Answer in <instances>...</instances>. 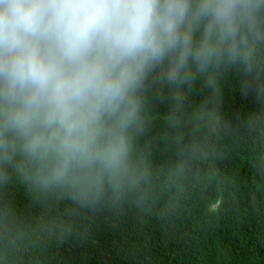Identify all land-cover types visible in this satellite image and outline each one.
Returning a JSON list of instances; mask_svg holds the SVG:
<instances>
[{"label":"clouds","instance_id":"obj_1","mask_svg":"<svg viewBox=\"0 0 264 264\" xmlns=\"http://www.w3.org/2000/svg\"><path fill=\"white\" fill-rule=\"evenodd\" d=\"M229 77L253 109L222 114ZM241 148L264 197V0H0V264H70L211 187L221 217Z\"/></svg>","mask_w":264,"mask_h":264},{"label":"trees","instance_id":"obj_2","mask_svg":"<svg viewBox=\"0 0 264 264\" xmlns=\"http://www.w3.org/2000/svg\"><path fill=\"white\" fill-rule=\"evenodd\" d=\"M197 101L201 93L195 94ZM163 111V103L157 106ZM254 108L250 98H242L233 91L231 77L225 83L222 114L233 115ZM226 189L232 198L221 217H208L205 222V205L211 206L218 195L211 187L190 198L172 223L162 224L155 217L137 219L130 216L119 234L99 229L100 245L95 248L71 250L68 253L70 264H141L150 255L157 264H215L218 253L230 254L228 264H240L250 256L251 249L264 255V249L256 240L258 216L252 208V196L256 195L258 207H264V197L256 192L254 181L244 149L237 155L219 164ZM23 201L21 200V205ZM137 247L135 256L128 250Z\"/></svg>","mask_w":264,"mask_h":264}]
</instances>
